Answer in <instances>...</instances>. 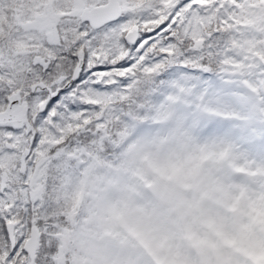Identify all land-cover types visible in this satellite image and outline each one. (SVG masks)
Wrapping results in <instances>:
<instances>
[{"label": "snow or ice", "instance_id": "snow-or-ice-1", "mask_svg": "<svg viewBox=\"0 0 264 264\" xmlns=\"http://www.w3.org/2000/svg\"><path fill=\"white\" fill-rule=\"evenodd\" d=\"M0 264H264V0H0Z\"/></svg>", "mask_w": 264, "mask_h": 264}]
</instances>
